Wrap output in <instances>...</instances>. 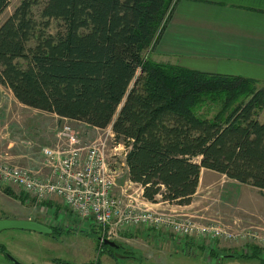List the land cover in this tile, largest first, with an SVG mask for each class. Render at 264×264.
I'll return each instance as SVG.
<instances>
[{"label":"trees","instance_id":"1","mask_svg":"<svg viewBox=\"0 0 264 264\" xmlns=\"http://www.w3.org/2000/svg\"><path fill=\"white\" fill-rule=\"evenodd\" d=\"M177 1L21 0L0 25V85L25 107L111 126L150 203L189 205L202 170L264 192V83L151 59Z\"/></svg>","mask_w":264,"mask_h":264},{"label":"rangeland","instance_id":"2","mask_svg":"<svg viewBox=\"0 0 264 264\" xmlns=\"http://www.w3.org/2000/svg\"><path fill=\"white\" fill-rule=\"evenodd\" d=\"M20 2L21 0H12L9 3L0 14V25ZM59 30L61 25L53 22L49 32L55 34ZM257 120L264 122V109L259 112ZM64 124L70 126L85 142L105 133L100 129L93 130L81 122L61 121L53 114L25 107L16 101L8 88L0 85V158H6L16 166H31L23 161L38 157L41 147L56 144L55 134ZM13 159L15 163L12 162ZM113 159V167L120 173L118 181L124 183L126 176L121 166L122 155L110 157V160ZM201 172L200 184L202 187L211 184L212 189L209 193H206L208 190L204 191L203 198L196 196L194 207L208 208V211L213 209V215L207 220H196L203 224L219 221L231 232L252 229L256 232L254 240L212 241L213 247L226 249L224 252L214 253L198 248L204 242H196L194 246L184 245L189 239L180 240L183 243L175 245L173 242L166 243L152 238L148 251H139L134 247L129 250L128 246L122 245H127L126 243L119 244V248L115 249L105 245L101 247L97 228H86L87 224L82 228L77 220L70 223L73 219L67 217V210L61 201L48 199L40 205L27 203L16 187H7L12 193L8 195L4 191L6 187H0V220L29 216L46 224L53 225L56 221L60 230L51 234L22 230L1 231L0 246L3 250H0V264H15L7 256L18 264H261L258 258L244 255H251L250 248L257 247L264 258V192L240 185L212 171ZM136 231L138 234L143 233L140 229H134L133 234ZM171 236L173 235L168 234L169 238Z\"/></svg>","mask_w":264,"mask_h":264},{"label":"built area","instance_id":"3","mask_svg":"<svg viewBox=\"0 0 264 264\" xmlns=\"http://www.w3.org/2000/svg\"><path fill=\"white\" fill-rule=\"evenodd\" d=\"M104 131L103 136L85 142L64 124L57 130L56 144L39 149L36 169L0 158V187H16L27 203L40 205L52 197L60 198L67 217L73 219L70 223L77 220L82 228L84 224L97 228L99 245L103 239L118 242L125 232L137 228L170 233L177 245L192 238L209 244L256 238L252 229L231 232L219 221L203 224L180 211L148 208L128 195L116 197L113 192L120 173L110 157L122 155L125 159L126 150L116 142L111 126ZM140 197L145 200L142 193Z\"/></svg>","mask_w":264,"mask_h":264},{"label":"crops","instance_id":"4","mask_svg":"<svg viewBox=\"0 0 264 264\" xmlns=\"http://www.w3.org/2000/svg\"><path fill=\"white\" fill-rule=\"evenodd\" d=\"M151 59L157 63L175 65L192 71L240 76L264 83V0H178ZM54 116L58 120L67 121V119ZM39 159L38 154L35 159L27 158L23 163L31 165L26 166L28 169H36ZM122 159L121 166L124 168L126 180L124 183L117 181V187L113 192L116 197L128 195L141 201L148 208L179 210L198 218V220H207L213 215V209L208 211V208L195 209L194 207V198L199 195V198H203L204 191L208 190L206 193H209L212 189L211 184L202 187L199 180L191 203L186 206L164 202L150 203L140 197L142 188L129 180L128 169L124 158ZM12 162L15 163V159ZM17 162L21 163V161ZM202 171L206 173L207 170ZM49 200L61 201L57 197H52ZM21 218L38 222L50 229H59L56 221L52 225L33 220L29 216ZM60 218L58 217V219ZM137 229L142 230L143 233L138 234L136 231L133 234L134 230L127 231L118 241L119 244L126 243L127 245H122L128 246L129 250L134 247L139 251H148L151 246L149 241L152 238H157L162 242H173L176 245L174 237H168V234L171 235L170 233ZM196 242L203 243L201 240L189 239L187 243L184 242V245L194 246ZM198 248L204 249L206 252L209 250L211 253L226 251L222 247H213V244L206 242L199 245Z\"/></svg>","mask_w":264,"mask_h":264},{"label":"water","instance_id":"5","mask_svg":"<svg viewBox=\"0 0 264 264\" xmlns=\"http://www.w3.org/2000/svg\"><path fill=\"white\" fill-rule=\"evenodd\" d=\"M3 230H22L32 231L40 234H50L52 231L49 227L35 221L27 219H3L0 220V232ZM100 240V238H98ZM103 245L110 248H119V245L114 241L103 239ZM13 263L18 264L12 257L7 256Z\"/></svg>","mask_w":264,"mask_h":264}]
</instances>
